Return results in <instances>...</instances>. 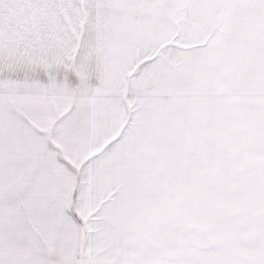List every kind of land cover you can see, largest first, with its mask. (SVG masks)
<instances>
[{
	"label": "snow or ice",
	"instance_id": "6c2138e0",
	"mask_svg": "<svg viewBox=\"0 0 264 264\" xmlns=\"http://www.w3.org/2000/svg\"><path fill=\"white\" fill-rule=\"evenodd\" d=\"M0 264H264V0H0Z\"/></svg>",
	"mask_w": 264,
	"mask_h": 264
}]
</instances>
